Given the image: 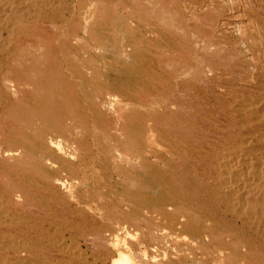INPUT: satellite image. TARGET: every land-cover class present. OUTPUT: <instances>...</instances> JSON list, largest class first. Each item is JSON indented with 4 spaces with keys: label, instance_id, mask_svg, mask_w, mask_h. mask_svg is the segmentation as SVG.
<instances>
[{
    "label": "bare ground",
    "instance_id": "obj_1",
    "mask_svg": "<svg viewBox=\"0 0 264 264\" xmlns=\"http://www.w3.org/2000/svg\"><path fill=\"white\" fill-rule=\"evenodd\" d=\"M128 4L129 0H124L122 4L116 6V10L123 15V11H125ZM78 5H80L78 12L83 13L81 7L86 5L80 4L78 0H0V194L6 198V202L3 203L0 201V249L6 252V255L4 254L2 256L3 258H0V264H52L51 261L53 262L55 259L57 264H64L52 252L49 245L48 234L52 229L57 228L58 223L51 220L49 213L46 211L51 208L49 204V206H45L43 202L40 204L27 196L26 188L28 185L33 184L31 181H36L35 184H39L41 187L44 186L43 184L51 186L52 191L55 193L58 189L64 188L70 197V201L59 199L63 211L61 214L70 212L75 214L74 219L71 220L72 223L66 224L69 228L70 226L77 227L80 224V217L83 216V209L80 203L89 202L87 199H84L82 192L87 190L85 186L87 180L84 177L87 176L86 166H88L91 160L88 159L89 154L87 155V152L84 153L81 150L82 145L87 143L86 137H81L79 134L81 128L86 125L84 121L86 117L83 116L82 120L78 121L70 112V109H67L64 114L60 112L58 117L51 116L49 111L54 109L52 104L48 102V99L53 98L55 93L59 91H66L70 96L77 97L78 92L76 86L79 82L78 77L87 79L92 74V70L86 65L84 59L81 61V68L74 67L65 57L60 59L61 53L56 55L52 54L51 47L46 51L49 54L42 56V54L34 55L31 52H27L23 46L24 43H27L28 39L38 37V28L41 25L45 27L47 25L55 26L58 20L63 19L69 22L73 17L81 18L79 16L82 15L77 13ZM186 7L189 9L188 3L183 6L185 16L181 24L184 30L186 29L185 32L189 37V32L192 29L190 18H192L191 16L196 17L197 12L190 10L192 14L189 16V13L186 12ZM92 10L90 8L86 9V15L82 19L83 26L75 24L74 26H69L67 30H65L66 28L64 29V38L61 37L63 38L62 42L57 43L56 46L58 50L63 53L69 51L78 52L83 48L89 55H92L91 48H99L98 45L88 47V43L79 42L86 38L88 21L92 15ZM134 22L136 23L134 24ZM127 24L131 29H140L138 27L139 22L135 18L130 17ZM150 29L140 33V37L145 43L147 40L154 39ZM236 32L237 37L235 42L241 47L238 45L235 48H239L240 52L244 53L247 57L238 62H234L231 67L217 63L214 55L218 51H215L216 49L212 46L213 42L204 38V44L201 46L198 44L197 46L199 47L198 49L201 48V50H198L201 61L199 64L200 67L198 66L194 70L198 74V77L199 74L201 75L199 78H196L199 84L195 81L193 82V86L202 91L203 86L205 87L206 85L210 93L209 95L205 94V92L204 97L199 99L198 103L189 102L185 99L184 95L185 91L191 87V84H188V81L185 80L184 82L175 80L173 83V95L162 101L153 100L152 102L157 117L164 120L165 123H169L167 128L162 129L161 134L165 138L169 137L170 139L173 136L178 138L184 130L185 120L183 119L185 118L184 110L186 107L195 105L202 109L206 107L211 108L210 114L213 115H207L204 112L194 113L192 115L190 119L192 121L189 124L191 129L186 134L190 140L189 142L186 141V144L183 145L175 142L168 147L164 146L165 148L159 149L145 147L146 145L144 143L146 140L150 139L156 142L157 135L155 129L157 127V121H141V113L139 111L136 112L133 108L135 105H128L115 92L111 93L108 91L106 99H99L91 105V108H95L96 113L100 115V123L105 129V132L111 134L115 133V131H111L112 129L120 130L124 127L126 123L122 117L127 110H131L130 115H135L132 120V140L134 143L132 148L129 147L128 151H126L125 148L114 146L105 155V159L109 165L112 164L114 167L110 177H116L117 181H122L120 176L123 174V170L126 169L127 174L135 175L140 182L143 176L139 166L144 163L156 164L157 166L158 159L165 163L170 162L180 180L183 179L184 173H188L190 176L189 184L192 198L186 201L184 196L180 195L181 192L178 187L180 194L176 197L172 196L173 199H170L169 207H159L160 215L157 218L160 219L163 226L156 230L154 228L149 229V239L153 241L145 244L142 250L145 257L153 256L149 254V249H155L157 247L156 243L159 240L158 233L165 236V226L168 225L179 229L181 232L188 230L191 232L192 239L188 247V251L194 255L193 258H190L191 264H197L194 259H196L198 252L201 254V263L210 261V257H213L216 261L219 259L222 262L230 252L228 248H231V251L233 249L235 251V248H232L228 241H238L236 246L239 249L237 250L239 254L247 246L238 238L241 237L243 229L247 228L249 230L252 225H256L250 222L251 226L248 227L250 225V223L248 224L249 217L253 211L256 212L255 208L258 206L263 209L264 207V104L260 105L258 103L259 105L256 104L255 106L254 104L252 107H246L245 103L249 98H246V101H244V97L239 100L238 107L235 108L232 105V108L224 109L219 106V100L217 104L211 101L212 98L209 97L210 95H216V89L220 86L224 88L222 94H225L228 90V93L234 94L238 90L236 82L241 79L242 82L240 83L244 86H251L252 81L250 80L253 78H257V85H264L258 78V68L262 65L255 62L254 55L249 53V48L245 45V32L242 28L237 29ZM58 35L59 33L55 31L52 36L56 38ZM121 39L123 38L121 37ZM126 41L123 42L122 40L120 47L118 44V48L122 50L124 55L133 54L138 58L142 54H145L143 53L141 45L137 42L127 43ZM186 41L190 45V52H193L194 48L190 44L192 41L191 38ZM82 57L86 56L82 55ZM111 61L113 60L111 59ZM123 65V68L128 70L127 65ZM234 65H237V69L239 70H236ZM124 69L123 71H125ZM256 74H258L257 77ZM118 78V76L113 77L114 83L111 81L112 84L110 87H115L119 89L118 91L121 90V92L123 91L125 93L126 89L123 84L121 85L117 82ZM262 80H264V76ZM126 95L128 96V94ZM130 95L132 94L130 93ZM247 95L244 96L247 97ZM252 95H255V93H252ZM257 96L261 97L259 94ZM252 97L254 98L255 96ZM28 100L32 102L33 108L26 106ZM79 100L81 101V99ZM248 101L250 102V100ZM249 102H247V106L250 104ZM206 123H209L208 127H206ZM197 132L200 133L199 136ZM159 147H161V144ZM9 155L12 157H6ZM5 157L8 160L4 162ZM25 162L30 163L35 172L34 175L27 173L24 177L21 176L25 170ZM132 164L133 168L129 171V166ZM156 176L158 175L156 174ZM168 179V181H171L169 177ZM171 184L173 185V183ZM124 192L129 194L131 199L137 200L138 204L144 201L143 188L139 184L133 191L124 187ZM89 207L92 214L87 213V216L90 220L92 219L94 221L96 216L93 214V206L89 205ZM120 209L121 212H126L125 208ZM152 218L154 219L155 217L150 214L144 215V219L148 221L152 220ZM252 218L251 221L253 220ZM255 220L257 221L258 219L255 218ZM111 225H115L118 229L125 231H127L128 227L126 217L123 213L117 212L113 216ZM60 229L58 232L62 231ZM255 232L257 233V231ZM118 234H114L113 242L111 241L113 246L119 249L112 264H134L131 253H135V250L128 243H124L121 246L119 244L121 238ZM241 238L244 239V236ZM51 239L53 240L51 242H54L53 237ZM163 239L165 238L163 237ZM175 242L174 244H177ZM139 243H143V241L139 240ZM166 243L167 241H165ZM50 244L51 246L54 245V243L53 245L52 243ZM38 245H41L45 249L41 248L40 250ZM61 245L54 246V250L56 252L59 251L56 249L60 248ZM79 249L75 250L79 251ZM69 250L68 248L66 253ZM75 250L72 249V252ZM178 252L180 253V250ZM182 253L185 254L184 250ZM80 255L83 256V254ZM68 264L70 263L68 262Z\"/></svg>",
    "mask_w": 264,
    "mask_h": 264
},
{
    "label": "rangeland",
    "instance_id": "obj_2",
    "mask_svg": "<svg viewBox=\"0 0 264 264\" xmlns=\"http://www.w3.org/2000/svg\"><path fill=\"white\" fill-rule=\"evenodd\" d=\"M78 2L80 4L86 5L81 7L83 13L78 12L80 5L77 6V13H80L82 15L79 16L81 18L73 17V19L69 22H66L63 19L58 20L55 23V26L47 25V27H45L41 25L38 28V37L34 39H28L27 43H24L23 46L27 50V52H31L34 55L42 54V56L49 54L46 51L51 47L52 54L56 55L61 53L62 55L60 56V59L65 57L67 61H69L74 67L81 68V61L82 59H84L86 65L90 70H92V74L89 78L84 79L78 77L79 82L76 86L78 92L77 97L70 96V94L66 91H57L58 93H55V96L53 98L48 99V102L52 104L53 109L57 110H50L49 113L51 116L58 117L60 112L64 114L67 109H70V112L76 119H78V121H81L83 116L86 117L84 120L86 125L81 128L79 134L81 137H86L87 143L82 145L81 150L84 153L87 152V155L89 154L88 159L91 160L88 166H86L87 176L84 177L86 178L85 180H87V184L85 185L87 187V190L82 192L84 199H87L89 202L80 203L83 209V216L80 217V224L77 227L70 226L69 228L66 226V224L72 223L71 220L74 219L73 217L75 214L71 212L67 214H61V212L63 211L61 209L59 199L70 201V197L67 195L64 188L58 189L55 193L52 191L51 186H46L45 184H43L44 186L41 187L39 184H35L36 181L33 180L31 181L33 184L28 185V187L26 188L27 196L40 204L41 202H43L45 206L48 204L50 205L48 206L51 208L49 210L47 209L46 211L49 213L50 219L56 221L59 226L57 225L56 229H52V231L49 232V245L52 252L57 256L58 259L63 261L64 264H68V262L70 264H85L86 262H88L86 264H112L113 260L115 259V255H117L119 251V249L117 247L115 248L112 244L113 236L116 233H119L118 235L121 238L119 241V244L121 246L124 243H128L130 247L135 250V253H131L133 255L132 260L134 261V264H191L190 258H193L194 256L188 251V247L192 239L190 235L191 232H189V230L184 231L187 235L186 236L185 234L183 235L184 232H181L179 229L174 228L173 226H165V236H162L161 233H158L159 240L156 243L157 247H155V249H149V254L153 256L145 257L142 253L145 244H148L150 241L149 229L154 228L156 230L157 228L163 226L160 222V219L157 218V216L160 215V208H168L170 199L178 196L180 194L179 191L181 192L180 195L184 196L186 201L192 198V192L190 190L189 184L190 176L188 175V173H184L183 179L180 180L176 175L175 170L173 169V165L170 162L165 163L164 161L158 159L159 161H157V166L156 164L153 165L151 163H144L143 165L139 166V169L141 170L143 176L140 182L135 175H131L130 173L127 174L126 169L123 170V174L120 176L122 181H117L116 177H110L112 171L114 170V167L112 164L109 165V163L105 159V155L109 152L110 149H113L114 146L125 148L126 151H128L129 147L132 148V145L134 144L132 140V120L135 115H130L129 113H131V110H127L125 115L122 117L126 124L120 130L112 129L111 131H115V133L111 134L109 132H105V129L100 123V115L96 113L95 108H91V105L94 104V102H97L99 99H106V97L108 96V91H110L111 93L115 92L117 93L118 97L120 99H124V101L128 105H135L136 108L134 106L133 108L136 112L139 111L141 113V121H157V127L155 129L157 135L156 142L151 141L150 139L146 140L144 143L146 145L145 147H153L154 149H159L168 147L170 144H174L175 142L181 143L183 145L186 144L190 140V138H188L189 136H187L186 134H188L191 129L189 124L192 121L190 120L192 118V115H194V113L202 112L206 113L207 115H213L210 114L211 108L206 107L202 109L195 105L186 107L184 110L185 118L183 119L185 120V127L183 128L184 130L178 136V138L176 136H173V138L170 139L169 137L165 138L161 134L162 129L167 128L169 123H165L164 120L157 117V115L155 114L156 110L153 108L154 106H152L153 100L162 101L167 97L173 95V83L175 80L181 82H184L185 80L188 81V84H191V87L185 91L184 95L185 99H187L189 102L198 103V100L204 97L205 92V94L209 95L210 93L206 85L205 87L203 86L202 91L193 86V82L197 81L198 79L196 78H199L201 75L199 74L198 77V74L194 70L199 66L201 61V56L198 52V50H201V48L198 49L199 47L197 46L198 44H200V46L204 44V38H206L210 42H213L212 46L216 49L215 51H218L217 54L214 55L217 63L219 65H229L231 67L234 62H238L239 60H243L247 57L244 53L240 52L239 48H235V46L238 47L239 45L235 42V39L237 37L236 31L237 29L241 28L245 32V45L248 46L250 51L248 52L254 55L255 62L262 65L258 68V78L259 80H261V82L264 83V80H262L264 76V0H129V4L127 5L125 11H123V15H121V13L116 10V6L122 4L124 0H78ZM186 3L189 4V9L188 7H186L187 9L185 8L186 12L189 13V16H191L192 14L190 10H194L197 12L196 17L191 16L192 18H190L192 29L189 32V37L192 40L190 44L194 48L193 52H190V45L186 41L190 38L185 32L186 29L184 30L183 25L181 24V21L185 16V12H183V6L186 5ZM204 6L206 7L204 8ZM87 8L93 9L91 12L92 15L91 17H89L88 32L86 38L79 42L88 43V47L92 45H98L100 49L92 47V55H89L88 52L84 51L83 48H81L78 52L69 51L63 53L62 51L58 50L56 48L57 43L62 42V39L64 38V31L67 30L69 26H74L75 24L79 26L84 25L82 19L85 17L84 15H86ZM130 17L135 18V20L139 22L138 27H140V29L134 30L130 28V26L127 24ZM135 23L136 22H134V24ZM223 23L225 24L223 25ZM255 28L257 31L255 30ZM148 29H150V31L152 32V36L154 39L147 40V42L145 43V41L141 39L140 33L146 32L148 31ZM55 31L59 33L56 38L52 36L54 35ZM121 37L123 39H121ZM122 40L123 42L127 40V43L137 42L139 45H141L143 53H145L146 56L145 54H142L141 57H138V59L133 54L124 55L122 53V50L118 48V44L120 47ZM196 42L199 43L196 44ZM239 47L241 46L239 45ZM82 55H85L87 58L82 57ZM111 59L113 61H111ZM147 59H149L150 61ZM123 64L127 65L128 70H125L123 68ZM153 64L154 66L156 65L158 67H154ZM234 66L236 67V70H239L237 69V65ZM123 69L125 71H123ZM133 69L134 71H136L134 72ZM257 75L258 74H256V77ZM114 76L119 77L117 82H119L121 85L123 84L124 88L126 89L125 93L123 91L122 93L121 90L118 91L119 89L115 87H110V85L114 83ZM256 79L253 78L252 80H250L252 81L251 86H244L240 83L242 82V79L238 80V82H236V87H238V90L234 94L228 93L229 90L225 94H222V92H224V88H222L221 86L217 87V94L214 96L210 95L209 97L212 98L211 101L216 102L217 104L220 101L219 106L224 109L238 107L239 100L243 99L244 97V101H246V98H249L245 103L246 107H252L254 106V104L255 106L256 104L262 105L264 104V85H257L258 83L256 82ZM197 84H199V81H197ZM231 89L230 91H232ZM130 93L132 95H130ZM180 93L182 92L180 91ZM252 93H255V95H252ZM256 93L261 97L257 96ZM126 94H128V96ZM246 94H248L247 97L244 96ZM252 96L255 97L253 98ZM79 99H81V101ZM248 100H250V102ZM247 102L250 103L248 104V106ZM26 106H29V108L34 107L30 100L26 102ZM208 124L209 123H206V127H208ZM197 134L198 136L200 135L199 132H197ZM160 144L161 147H159ZM6 157L11 158L12 156L9 155ZM6 157L3 160L4 162L8 160ZM155 166L156 168H154ZM132 168L133 164L129 166V171H131ZM24 169V172L21 174V176L23 177L24 175H27V173H30L31 175L35 174L29 162H25ZM154 173H156L158 176H156V174L154 175ZM168 177L172 182L168 181ZM171 183H173V185ZM138 184L143 188V193L145 196V202H139V204L137 200L131 199V196L124 192V187L129 188L131 191H133L138 186ZM157 185L159 186V188ZM151 193L154 194L152 195ZM161 194L163 195V197ZM128 196L129 198H127ZM0 198L4 200L3 201L0 199L1 202H6V198L1 194ZM163 198L165 199V201ZM89 205L93 206V214H95L96 216V219L94 221L92 219L90 220L87 216V213L92 214ZM172 207L175 206L173 205ZM120 208H125L126 212H121ZM136 209L139 213L136 211ZM255 209L256 212L253 211L251 213L252 216L250 215L251 218L253 217V222L249 217L248 224L251 222L256 225L251 226V223L250 225L247 224L248 227H251L249 230L245 228L243 229V232L241 231V237L244 236V239H242L241 237L238 238L247 245L243 249L246 253L243 250L240 251L241 255L237 252V250H239L236 246V243L238 242L237 240H227L228 243L230 242L229 245H231L232 248H235V251L233 249L232 252L231 248H228V251L230 252L225 257V259L222 260V262L219 261V259H217L216 261L215 259H213V257H210V261L201 263V254L199 252L197 253V256L199 257L196 256L197 260L194 259V261L197 262V264H264V207L262 209L261 207L257 206ZM116 212L123 213V215L126 217V221L128 224L127 231L118 229L117 227H115V225H111V221ZM145 214L153 215L155 218H152V220L148 221L144 219ZM257 215H259V217H257ZM57 216H59L58 219ZM255 218L258 220L261 218L262 220L260 219L259 223L257 222L258 220H255ZM61 225H63L64 227H61ZM59 229L62 231L58 232ZM255 231H257V233ZM56 232L57 234H55ZM170 232H173V234H171ZM51 236L53 237L54 242H51L53 241L51 239ZM163 237L165 239H163ZM171 239L173 240V243ZM139 240H142L143 243H139ZM165 241H167L166 244ZM58 242H60V244H58ZM174 242L177 244H174ZM50 243H52V245L54 243V245L51 246ZM57 245H61L62 247L60 246V248H57L56 250L59 251L56 252L54 249L55 247H57ZM75 245H77V248L75 247ZM38 247L40 250L41 248H43L41 247V245H38ZM78 247L82 249H79ZM63 248L65 250L64 252ZM68 248L70 249L68 251L69 254L66 253V250ZM72 249H79V251L75 250L72 252ZM179 250L180 253L178 252ZM183 250L185 254L182 253ZM71 252L73 256L71 255ZM4 254L6 255V252L0 249V258ZM80 254H83V256ZM175 254L179 257H177ZM80 259H82L83 261L81 260V262ZM51 263L57 264L56 259L53 262L51 261Z\"/></svg>",
    "mask_w": 264,
    "mask_h": 264
}]
</instances>
